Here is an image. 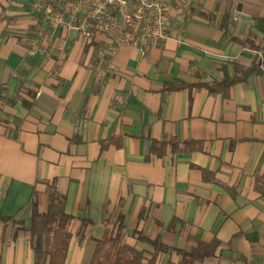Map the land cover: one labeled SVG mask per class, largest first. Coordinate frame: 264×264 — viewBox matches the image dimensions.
Instances as JSON below:
<instances>
[{"label": "crops", "instance_id": "obj_1", "mask_svg": "<svg viewBox=\"0 0 264 264\" xmlns=\"http://www.w3.org/2000/svg\"><path fill=\"white\" fill-rule=\"evenodd\" d=\"M35 1L0 0V264H33L32 194L43 212L49 186L73 216L64 264H88L118 214L139 249L134 229L178 249L217 240L199 264H264V70L205 86L259 55L264 0H172L179 39L102 60L105 41L53 27Z\"/></svg>", "mask_w": 264, "mask_h": 264}, {"label": "trees", "instance_id": "obj_2", "mask_svg": "<svg viewBox=\"0 0 264 264\" xmlns=\"http://www.w3.org/2000/svg\"><path fill=\"white\" fill-rule=\"evenodd\" d=\"M258 29L263 33V40L258 46L259 55L246 67H237L231 76L205 84L210 91H223L239 81L245 80L253 74L264 70V16L257 22ZM183 86V82L174 84L172 88ZM263 186L264 174L259 178ZM262 190L263 187H262ZM65 197L49 186L47 190L46 209L37 212L36 193L33 191L31 200V216L28 230L30 232V246L34 253L33 264H64L71 239L69 223L73 216L65 212ZM0 218L5 219L0 216ZM7 219V218H6ZM96 222L89 218L81 220L80 241H82L84 227ZM133 237L144 242L150 249H139L124 241L123 215L118 214L110 233L99 239H93L94 249L88 264H157L160 254L176 251L180 255L176 263L170 260L166 264H199L205 257L214 256L218 246L217 240L209 243L199 242L190 249H178L164 243L160 237L151 238L141 231L134 229Z\"/></svg>", "mask_w": 264, "mask_h": 264}, {"label": "built area", "instance_id": "obj_3", "mask_svg": "<svg viewBox=\"0 0 264 264\" xmlns=\"http://www.w3.org/2000/svg\"><path fill=\"white\" fill-rule=\"evenodd\" d=\"M172 0H36L32 6L53 27L80 32L84 39L107 44L98 56L110 57L118 46L144 47L173 36L170 29ZM110 67L109 62L106 67Z\"/></svg>", "mask_w": 264, "mask_h": 264}]
</instances>
